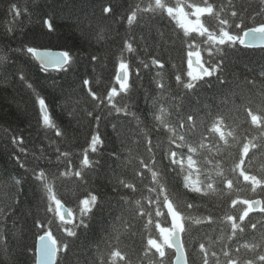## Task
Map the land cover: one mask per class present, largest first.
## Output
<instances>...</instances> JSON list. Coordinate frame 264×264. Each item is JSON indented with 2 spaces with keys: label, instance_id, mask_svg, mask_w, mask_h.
Listing matches in <instances>:
<instances>
[{
  "label": "trees",
  "instance_id": "16d2710c",
  "mask_svg": "<svg viewBox=\"0 0 264 264\" xmlns=\"http://www.w3.org/2000/svg\"><path fill=\"white\" fill-rule=\"evenodd\" d=\"M106 2H111L114 7L110 17H103L100 12ZM139 2L0 0V235H3L0 264H35V241L42 234L36 227V220L44 221V228H50L56 243L57 240L60 242L56 264H100L99 254L106 255V248L113 245L123 250L129 258L128 264H153L151 259L145 258L143 245L149 231L153 237L160 235L154 227L156 221L161 227H168L170 222L168 217H155L154 208L152 225H147V217L139 216L142 206L143 210L149 207L148 197L156 196L155 192H148L154 184L149 168L158 173V179L166 185L176 204L182 208L186 202L199 206V212L194 213L197 218L201 214L222 216L232 212L222 203L223 197H201L185 189L182 177L188 171L186 158L184 173L178 176L171 170L168 155L171 151L187 153V147L178 149L173 143L176 135L185 131L178 127V121L185 114H198L193 126L195 134L189 132L186 136L189 142L195 143L216 115L226 116L231 128L243 134L247 128L244 124L247 104L251 103L254 108L264 107V49H244L226 38L238 37L264 22V14L254 21L250 19L259 11L260 4L258 0H231L238 15L233 18L224 14L231 22V27L226 30L216 17L201 18L212 28V38L205 43L206 37L192 33L198 39L197 51L204 50L201 56L205 66L221 62L222 65L219 73L205 77L194 94L186 95L185 90L177 86V69L173 68L174 64L183 68L187 79L186 45L181 47L172 30L175 24L167 19L156 21L153 27L129 25L122 17H126L133 3ZM193 2L187 0L189 4ZM216 2L228 7V0ZM12 5L17 6L19 17L10 14ZM186 11L191 9L186 8ZM45 16L53 19L54 32L44 29ZM241 20L243 27L238 28L236 24ZM10 28L12 35L8 33ZM177 32L182 35L178 28ZM160 33H164L163 37ZM126 39L133 42L134 52L124 49ZM25 45L67 50L75 59L67 71L45 73L23 51ZM217 49H221L222 54ZM154 57L164 63V69L151 64ZM121 60L128 64L121 66L126 69L131 86L127 95L116 80ZM141 61L149 67L144 68ZM18 72H23L25 79L34 84L35 91L17 78ZM85 79L89 80L87 87L83 83ZM157 81L166 85L167 91L163 94L157 89ZM89 89L97 94L96 100L92 99ZM38 96L46 99L50 121L47 125L39 110ZM110 98L121 108L128 105V111L139 116V120L123 112L116 113ZM155 100L159 101L157 107L162 109L157 112L161 121L153 119ZM96 117L100 118L103 145L97 152H92L89 144L96 130ZM56 126L64 132L62 138L55 135ZM13 137L22 139L23 144L13 143ZM57 149L69 153L67 161L57 160ZM85 151L90 160L99 163L89 171L85 169L86 181H81L73 174L80 169ZM198 155L200 161L209 158L207 151ZM21 162H26V166L21 167ZM252 164L256 168L264 166V154L258 153ZM198 166L199 163L192 170L193 181L198 178L195 171ZM31 169L46 171L52 193L73 212L74 221L71 225L65 224L67 227L79 224V202L89 192L100 195V204L91 219L85 220L89 226L73 229L78 233L75 238L67 236L63 227H58L62 222L56 215L54 201L46 189L34 181ZM60 172H66V175L61 177ZM18 180L19 184L16 183ZM120 180L132 183L136 191L121 186ZM136 200L141 203L137 205ZM49 206L53 208L52 212L47 211ZM163 211L166 213V209ZM48 221L53 223L49 225ZM195 227L202 230L194 233L189 229L192 234L188 238L187 251L192 250L204 231L209 233L215 241L213 246L219 250L222 225L217 223L209 227L205 223ZM64 243L68 244L67 251L63 250ZM195 264H200L199 256L195 257Z\"/></svg>",
  "mask_w": 264,
  "mask_h": 264
},
{
  "label": "snow or ice",
  "instance_id": "6c2138e0",
  "mask_svg": "<svg viewBox=\"0 0 264 264\" xmlns=\"http://www.w3.org/2000/svg\"><path fill=\"white\" fill-rule=\"evenodd\" d=\"M258 2L260 4L259 11L250 18L253 21L257 16L264 14V0H258ZM186 8L191 9V11H186ZM100 12L103 17H110L114 12L113 4L111 2L102 4ZM225 13L233 18L238 15L231 0H228V7L224 4H217L216 0H194L190 4L187 3V0H140L139 3H133L127 10L126 17L122 18H126L129 25L135 23L145 27L155 26L158 20L167 19L169 23L174 22L175 26L172 30L176 33V40L180 42L182 48L185 45L187 47V79L184 78L185 70L174 64L173 68L177 69L175 81L177 86L184 89L187 95L194 94L198 85L205 80V77L210 78L220 72L222 62L204 66L200 69L202 74L199 75H194L191 68L195 63L193 57H199L201 64H203L201 52L204 50L197 51L199 47L197 37H206L205 43L212 38V28L209 25L206 26V23L202 22L201 18L204 16H208L210 19L216 17L218 23L226 30L231 27V22L224 18ZM10 14L19 17V10L16 5L11 6ZM191 17H195V19ZM236 26L238 28L243 27V21L237 22ZM43 27L49 33L55 31L53 19L50 16L43 18ZM255 27L264 30V22L255 25ZM177 28L182 31V35L177 32ZM8 33L12 35L11 28L8 29ZM192 33H196L197 37H193ZM160 35L163 37L164 33H160ZM124 49L134 52L133 42L126 39L124 41ZM23 51L38 62L40 70L45 73H48L50 69L67 71L75 59L67 50L54 51L25 45ZM217 52L222 54L221 49H217ZM209 54L211 55V52ZM93 59L96 58L94 57ZM141 64L144 68L149 67V64L144 61H141ZM151 64L161 70L165 67L164 63L155 57L151 59ZM121 66L127 67L128 64L121 60L119 67ZM16 75L19 80L24 82L27 88L35 91L34 84L25 79L23 72H18ZM221 82L223 81L221 80ZM83 83L87 87L89 80L85 79ZM156 83L157 89L161 94L167 91L166 85L161 84L159 81ZM252 83H255V81ZM130 90L131 86L128 83L124 89L126 95ZM89 94L92 99H97V94L91 89H89ZM37 102L44 124L47 125L50 121L46 99L43 96H38ZM158 103L159 101L155 100L152 114L154 120L161 121V115H157V112H162V109L157 107ZM110 105L116 109V113L123 112L125 115H131L134 119L139 120V116L128 111V105L121 108L112 103L111 98ZM244 113V124L247 125V128L243 134L231 128L226 116L218 114L205 126V131L200 140L195 143L189 142L186 136L189 132L195 134L193 126L198 114L191 112L185 114L178 121L179 129L185 131L176 135L173 143L176 144L178 149L187 147V153L171 151L170 155H168L171 170L176 172L178 176L184 173V161L186 158L188 171L182 177L185 189L199 194L201 197H223L222 203L232 210L231 213L225 212L222 216H214L211 213L207 215L201 214L197 218L194 213L199 212V206L192 202H186L182 208L176 204L171 199V193L167 191L166 185L158 179V173L151 168L148 169L154 181L153 186L148 188V192H155L156 196L150 195L148 197L149 207L143 210L142 206V210H139V216L141 218L147 217V225H152L154 208L155 217L165 216L171 219L170 227H161L160 222L156 221L154 227L159 230L160 235L153 237L152 232L149 231L146 243L143 245L145 258L151 259L153 264H195L196 256H199L200 264H264V166L256 168L252 164L258 153L264 154V107L254 108L251 103H248L244 108ZM88 114L92 115L91 112ZM99 119V117H96V130L92 133L89 144L92 152H97L99 147L103 145V139L99 132ZM112 127L115 129L116 125L113 124ZM224 128L229 130L225 132ZM237 128H239V125ZM55 135L62 138L64 132L56 126ZM177 140L179 143H176ZM13 143L22 145L23 140L13 137ZM149 143L151 142L149 141ZM233 147H235L234 153L232 152ZM148 150L151 151V148ZM20 151H24L23 147H21ZM201 151L209 153L207 160L200 161L198 154ZM213 151L215 152L214 155ZM57 152L58 161L68 160V152H61L59 149H57ZM17 161L20 162L18 157ZM98 163V161L90 160L87 151H85L83 159L80 161L81 167L74 172V177L79 178L81 181H86L87 172L85 169L89 171L95 168ZM198 163L199 166L195 169L198 173V178L193 181L191 179L192 170ZM20 166L25 167L26 162H21ZM145 166L147 167V165ZM31 173L34 181L38 183V186L46 189L49 198L54 201L55 205H61V200L52 193V189L48 184L46 171L43 169L39 171L31 169ZM65 175L66 172L59 173L61 177ZM16 183L19 184L20 181L18 180ZM119 183L126 189L136 191L132 183H126L123 180H120ZM100 202L101 197L99 194L89 192L86 198L79 202L81 205L79 207L81 216L79 224L67 227L64 221L60 219L62 223L58 227H63L67 236L75 238L78 233L73 229L87 228L89 225L85 220L91 219L94 210ZM128 203L131 204L132 202L128 201ZM135 203L139 205L141 202L136 200ZM163 209H167V212L165 213ZM47 211L52 212L53 208L49 206ZM51 223L53 221H48L49 225ZM205 223L209 227L217 223L223 226L221 228L222 235L220 240L222 242L219 245V250L213 246L215 241L211 239L209 233L204 231L199 240L193 244L192 250L187 251L188 238L192 234L189 229L194 233H199L202 229L195 226ZM35 224L36 227L41 229V235L45 232L52 234L50 228H44V221L36 220ZM147 225L145 226L147 227ZM181 234H184V239H182ZM0 244H3V235H0ZM57 245L60 246L59 240H57ZM62 247L64 251H67L68 246L66 243ZM172 249H174V252L170 251ZM249 253L251 255H247ZM99 255L100 264H128L129 258L117 245L106 248V255L105 253H100Z\"/></svg>",
  "mask_w": 264,
  "mask_h": 264
},
{
  "label": "water",
  "instance_id": "95a60500",
  "mask_svg": "<svg viewBox=\"0 0 264 264\" xmlns=\"http://www.w3.org/2000/svg\"><path fill=\"white\" fill-rule=\"evenodd\" d=\"M235 43L238 44L242 48L246 49H263L264 48V30L253 28L248 29L245 32L241 34V36L238 39H234ZM195 59V63L193 64V69L197 70L199 74H202L200 72V69L204 66L200 62V58L193 57V60ZM51 70V69H50ZM126 72L120 71L117 75V80H119V85L122 88V85L126 81ZM56 211L60 219H62L64 222L67 218L72 217L68 214V210L61 204H57ZM167 212V209H166ZM170 226H171V219L169 217ZM182 237V234H181ZM39 251L37 252V259L42 260L41 264H54L55 259V242L54 239L49 236H43L39 242ZM174 251V249H172ZM54 257V258H53Z\"/></svg>",
  "mask_w": 264,
  "mask_h": 264
},
{
  "label": "bare ground",
  "instance_id": "6f19581e",
  "mask_svg": "<svg viewBox=\"0 0 264 264\" xmlns=\"http://www.w3.org/2000/svg\"><path fill=\"white\" fill-rule=\"evenodd\" d=\"M119 82V80H117V83ZM119 85V83H118ZM128 85V73L126 74V81L125 83L122 85V88L125 89ZM120 86V85H119ZM162 101V100H161ZM183 107V106H182ZM152 109V108H151ZM94 124V123H93ZM62 204V203H61ZM55 205V203H54ZM63 205V204H62ZM64 206V205H63ZM67 210H68V214L71 215L72 217H69L65 220L64 224H67V225H71L74 221V214L71 210H69L66 206H64ZM55 211H56V206H55ZM56 215L57 217L59 218L58 214H57V211H56ZM60 220V218H59ZM61 221V220H60ZM53 234V233H52ZM52 234H49V233H44L43 235L40 236L39 239H37L36 244H35V264H41L42 263V260H39V258L37 259V252L39 251V240L43 237V236H46V235H49L51 236L53 239H54V242H55V247H54V250H55V259H54V264H56V260H57V253H58V247H57V243H56V240L54 238V236ZM68 245V244H67ZM54 258V257H53Z\"/></svg>",
  "mask_w": 264,
  "mask_h": 264
}]
</instances>
